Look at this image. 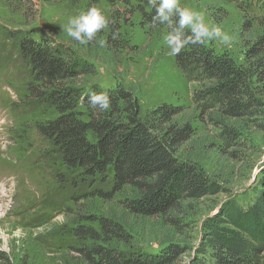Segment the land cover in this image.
<instances>
[{
	"label": "rangeland",
	"instance_id": "rangeland-1",
	"mask_svg": "<svg viewBox=\"0 0 264 264\" xmlns=\"http://www.w3.org/2000/svg\"><path fill=\"white\" fill-rule=\"evenodd\" d=\"M240 2L180 0L183 7L203 13L207 23L233 37L228 46L218 40L212 43L237 63L243 62L247 45L264 31L259 20L262 6ZM85 3L0 0V264H89L76 247L92 242L77 238L74 231L80 226L95 228L96 223L82 217L121 223L126 235L117 245L123 251L156 254L173 245L179 251L169 264H190L202 245L204 220L233 203H251L262 188L264 132L246 121H230V130L246 143L228 145L218 128L199 117L192 103L197 85L181 74L175 58L168 55L166 30H148L138 13L123 26L126 47L122 50L97 43L82 45L69 37L68 21L83 12ZM98 9L106 17L113 12L104 1ZM7 31L19 35L12 39ZM25 32L35 40L42 32L53 44L70 46L78 58L96 67L95 75L73 81L83 91L93 84L102 89L120 84L134 94L142 115L162 103L182 107L176 121L190 125L193 133L178 154L197 163L216 184L217 193L180 202L177 210L153 217L124 209L121 202L132 197L130 188L111 199L99 196L97 191L109 189L110 177L90 178L67 169L37 131V124L55 119L57 113L26 97L32 76L18 55V39ZM256 87L264 103V80Z\"/></svg>",
	"mask_w": 264,
	"mask_h": 264
},
{
	"label": "trees",
	"instance_id": "trees-1",
	"mask_svg": "<svg viewBox=\"0 0 264 264\" xmlns=\"http://www.w3.org/2000/svg\"><path fill=\"white\" fill-rule=\"evenodd\" d=\"M101 1L113 10L107 17L108 28L98 34L105 46L126 47L123 26L136 13L148 30L165 29L167 35L170 31L166 24L152 25L155 9L147 0H135V4L132 0H86L82 13L98 8ZM243 2L262 6L259 20L264 26V0ZM6 34L12 39L19 35ZM39 37L35 40L25 32L18 39V55L32 76L26 97L57 113L36 128L67 169L90 178L110 177L109 189L97 191L102 198L111 199L130 188L132 197L122 206L140 216L168 215L180 202L217 193L216 184L202 168L178 154L193 133L190 125L176 121L182 107L162 103L142 115L134 94L120 84L108 89L93 84L83 91L73 81L95 75L96 67L78 58L70 46L53 44L42 32ZM174 58L181 74L197 85L192 103L199 117L218 128L228 145L246 143L230 130V121H246L264 132V103L256 87L264 80V31L247 45L242 63L227 51H218L212 42L190 46ZM99 93H107L111 100L107 111L90 107V95ZM81 220L96 223L95 228L80 226L74 231L77 238L92 242L76 247L89 264H169L179 251L173 245L156 254L123 251L117 245L126 235L121 223L107 217ZM190 264H264V183L251 203H233L204 220L202 245Z\"/></svg>",
	"mask_w": 264,
	"mask_h": 264
},
{
	"label": "clouds",
	"instance_id": "clouds-1",
	"mask_svg": "<svg viewBox=\"0 0 264 264\" xmlns=\"http://www.w3.org/2000/svg\"><path fill=\"white\" fill-rule=\"evenodd\" d=\"M149 7L155 9L152 25H167L170 29L166 44L168 55L179 56L190 46L204 45L207 42L220 41L224 45H231L233 37L227 34L220 26L207 23L204 14L181 7L180 0H147ZM110 20L96 7H91L85 13L72 17L68 21L67 35L82 45L95 41L103 47L105 41L98 38V34L108 28ZM190 30V34L188 31ZM90 107H99L107 111L111 100L107 93L91 94Z\"/></svg>",
	"mask_w": 264,
	"mask_h": 264
},
{
	"label": "bare ground",
	"instance_id": "bare-ground-1",
	"mask_svg": "<svg viewBox=\"0 0 264 264\" xmlns=\"http://www.w3.org/2000/svg\"><path fill=\"white\" fill-rule=\"evenodd\" d=\"M14 207V206H13ZM12 208V207H11ZM12 210H13V208H12Z\"/></svg>",
	"mask_w": 264,
	"mask_h": 264
}]
</instances>
